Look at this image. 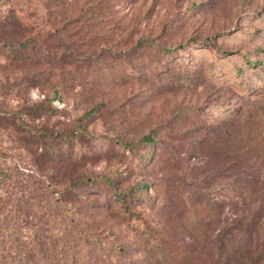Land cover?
I'll return each instance as SVG.
<instances>
[{
  "label": "rangeland",
  "instance_id": "obj_1",
  "mask_svg": "<svg viewBox=\"0 0 264 264\" xmlns=\"http://www.w3.org/2000/svg\"><path fill=\"white\" fill-rule=\"evenodd\" d=\"M0 17L18 21L0 27V69L1 42L27 39L48 76L25 97L0 84V109L49 107L26 124L54 133L48 148L0 126L6 188L33 195L34 227L133 264L148 246L165 253L152 264H264V0H0ZM138 181L145 200L126 195ZM236 220L250 231L219 250Z\"/></svg>",
  "mask_w": 264,
  "mask_h": 264
},
{
  "label": "trees",
  "instance_id": "obj_2",
  "mask_svg": "<svg viewBox=\"0 0 264 264\" xmlns=\"http://www.w3.org/2000/svg\"><path fill=\"white\" fill-rule=\"evenodd\" d=\"M17 23V18L0 17V27ZM26 40H18L15 43L1 42L3 47L11 49L9 55L6 56L8 60V66H1V71L4 74L2 79L0 78V84H5V88L15 89V95L18 97H25V93L28 89L36 87L37 85L45 82L48 76L41 77L40 65L44 64L45 61H41L39 56H34L33 45L29 44L31 50L28 52L24 51ZM19 51V52H18ZM33 54V55H32ZM18 71V75L12 77L11 80L8 77V72ZM2 92V91H1ZM21 93V94H20ZM92 108V107H91ZM90 108V109H91ZM89 109V111H90ZM49 112V107L43 104V100H38L34 105L18 106L15 109L3 110L0 109V126L5 129L6 125H9L12 131H6V134L11 135L19 141L26 140L23 132H31L34 136H38L41 139H45V142L41 143V147H49L53 145L52 138L53 132L44 129L41 125L26 126L27 122H31L35 119L45 116ZM45 113V114H44ZM62 134L61 136H63ZM65 137V135H64ZM135 142V141H134ZM134 142H122L121 146L130 148ZM135 143L151 144L153 139L146 133L142 134ZM143 156L148 157L143 154ZM51 159V158H50ZM4 176V177H3ZM8 178V179H7ZM95 178L88 177H73L70 186H76L83 182L91 183ZM6 181L9 182V175L6 176L5 172L0 170V264H133L135 260L132 254H129L128 250L123 246L117 248L111 247L108 254L102 251L100 243H96V240H84L81 243L74 242L68 237L67 240L53 238L46 233L47 228L45 225H39L34 227V222L29 220L32 217V203L28 201L33 195H24L22 190L16 189L11 194L6 188ZM107 185L111 184V179H106ZM4 188V189H3ZM67 188V192H68ZM145 183L136 182L134 185L129 187L130 191H134V194H126L130 197H138L143 200L146 197L141 196L144 192ZM65 190V191H66ZM10 192V193H8ZM10 195V196H9ZM118 200L120 201V208L125 205V194L117 193ZM124 210V209H123ZM29 216V218H27ZM48 224V220H46ZM22 227L28 230L22 232ZM34 227V228H32ZM51 228V227H50ZM249 221H232L226 227V231L229 236L227 240H219L216 242V247L219 250L225 251V249L235 250L233 239L234 233L250 231ZM144 237H148V229L142 228ZM83 240V238L81 237ZM145 244L148 243L146 239ZM79 246L78 248H75ZM97 247L99 250L93 249ZM148 249V250H147ZM144 260L136 262V264H152L153 261L162 263L165 258V253L162 250H153L148 246ZM129 254V255H128ZM124 255V256H123Z\"/></svg>",
  "mask_w": 264,
  "mask_h": 264
}]
</instances>
